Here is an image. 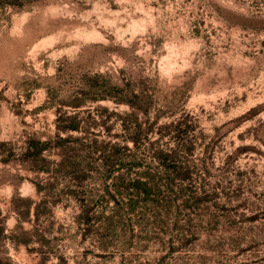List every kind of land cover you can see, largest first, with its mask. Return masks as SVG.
<instances>
[{
  "label": "rangeland",
  "instance_id": "1",
  "mask_svg": "<svg viewBox=\"0 0 264 264\" xmlns=\"http://www.w3.org/2000/svg\"><path fill=\"white\" fill-rule=\"evenodd\" d=\"M120 94L189 128L106 162ZM58 109L93 131L80 181L57 150L46 173L23 155ZM0 264H264V0H0Z\"/></svg>",
  "mask_w": 264,
  "mask_h": 264
},
{
  "label": "trees",
  "instance_id": "2",
  "mask_svg": "<svg viewBox=\"0 0 264 264\" xmlns=\"http://www.w3.org/2000/svg\"><path fill=\"white\" fill-rule=\"evenodd\" d=\"M133 96L135 98L134 100L127 99L123 94L115 97L119 102H126L131 107V111L120 115L122 120L121 126L125 136L123 144L109 141L105 142L104 145L100 143L92 145V147H95L94 150L99 152L100 155L105 154L104 159L106 162L118 161L122 167H125L127 162H129L130 164L127 166L129 168L134 167L133 164H136V162L131 159L128 160V158L133 157L132 153L137 148L144 145H155L158 141H169V139L175 137L182 138L189 128L185 115L178 118L170 117L167 122L161 123L160 118L162 114H158L155 119L152 120L149 115V107H147V105H137L135 100L139 102L141 97L137 94ZM145 98H148V96H144V99ZM82 113L83 111L78 109L71 111L58 109L55 119L56 132L53 136L50 135L46 139L36 134L30 136L23 155L26 159L30 160L31 170L37 173L51 172L47 153L51 150H57V153L61 156V160L57 163L55 171L63 172L68 170V172L73 173L77 180L80 181L83 179V162L79 160L82 155H79L80 152H78L79 149L76 146L81 147L85 145V137H83V135L93 131H90L92 128L83 120ZM101 123L107 131L110 130V125H107L104 119L101 120ZM96 125L99 124L96 123ZM153 137L155 138L153 139ZM130 141L132 142V146L129 144ZM186 148L190 150V146L186 145ZM239 151L240 150H237L228 156V161L235 159ZM153 152L161 162L167 165L170 164L172 160H175L177 156V151L171 148H155ZM175 170L176 174L181 177H187L190 174L189 169H186V167L181 168L177 166ZM132 184L138 191L147 189L146 183L141 179L134 180ZM37 190L38 192H42L43 187L37 184ZM40 207L41 204L38 203L35 206L36 217L39 216ZM93 215L94 212L91 207L83 206L80 215L83 221H90Z\"/></svg>",
  "mask_w": 264,
  "mask_h": 264
}]
</instances>
